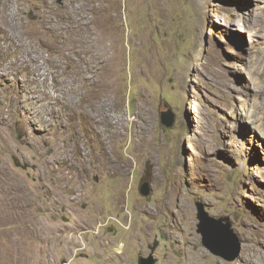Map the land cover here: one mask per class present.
I'll return each instance as SVG.
<instances>
[{
    "label": "rangeland",
    "instance_id": "1",
    "mask_svg": "<svg viewBox=\"0 0 264 264\" xmlns=\"http://www.w3.org/2000/svg\"><path fill=\"white\" fill-rule=\"evenodd\" d=\"M4 8L5 27L9 19L28 28L12 33L20 52L25 41L35 53L24 51L25 59L36 60L38 73L52 70L48 86L59 74L88 113L101 98L122 120L121 134L107 140L117 168L85 118L62 126L56 114L42 117L29 94L34 75L24 65L6 69L0 264H137L155 242L157 264H264V135L248 116L264 88V0H8ZM48 15L64 34L53 41L68 52L83 45L100 67L89 73L94 85L40 43L33 31ZM6 36L5 28L3 69L17 50ZM168 109L176 114L171 127L161 119ZM60 148L73 168L56 159ZM197 202L232 222L241 241L235 260L203 244Z\"/></svg>",
    "mask_w": 264,
    "mask_h": 264
},
{
    "label": "bare ground",
    "instance_id": "2",
    "mask_svg": "<svg viewBox=\"0 0 264 264\" xmlns=\"http://www.w3.org/2000/svg\"><path fill=\"white\" fill-rule=\"evenodd\" d=\"M7 1L6 0H0V31L2 32L3 29L5 30V28H6V31H7L6 38L10 44H15L17 46V50H16L15 58L11 62V64L10 63L5 64V67L3 69L2 63H0V77H2L3 75L10 74V73H7L8 71H6V69L8 67H12L11 72L14 73V71H16V69H18L20 66L24 65L26 67V69L31 74L34 75L32 77V81L35 82V85H33L34 88L32 90H30V92H29V94L31 95L30 99L32 100V103L34 104V110L33 111L40 114L42 117H47L49 114H56L58 119H59V123H61L62 126H63V124H65V122L67 120H71L74 118H77V119L78 118L79 119L85 118V120H86L85 122L89 126L90 131L96 135V140L104 143L105 146H104L103 155H104V157L106 156V159H108V163L114 167L115 164H114V162H112L113 160H111V158H110L111 153H110L109 147H107V140H109V138L113 139L116 135L121 134V130L118 126L119 125L118 121L122 120L120 117L121 115H115L114 113H112L110 111V106H109L108 102H106L105 100H102L101 98H99L100 101H99V103L97 102L96 107L92 108V110H90L91 112L88 113L86 108H83L81 106L82 105L81 100L83 98H80L77 101H75V97H74V95H72V92H74V89H72V88L64 89L65 86L63 85V80L61 79L59 74H54L55 80H54V85H52L53 89L50 87L51 84L48 86L47 82L50 79L49 77L51 75L52 70L49 68V66L45 65L44 71L42 70L43 71L42 73L41 72L38 73L37 64L35 63L36 60L34 58H31V60H29L30 58L26 60L25 57L23 56L24 51H25V53H27V57H29L30 54H32V53L35 54V53L32 50L28 49V46H26L25 41L22 44V48H21V52H20L19 42L15 38V35L13 36V34H12V33H15L17 31L28 30L26 24L24 22H22L19 25L18 24L14 25L12 23V21L8 19L7 20V27L4 26L3 17L6 16L4 14V12L6 10L4 8V6L6 5ZM42 1H43L44 5H45V3H47V0H42ZM263 13H264V11H263ZM262 18H264V17H262ZM10 22H11V24H10V28H9ZM103 31H104V28H103ZM33 32L36 35H39L41 37L40 43L48 46V49L51 51L50 52L51 55L53 52L54 53L58 52L60 54L61 58H63V62H66L67 65L69 66L70 72L77 71L79 73H81V72L84 73V75L85 74L88 75L89 78H87V82H86L87 88L89 87V85L96 83L95 75L89 76V73L92 72V74H93V73L99 71L97 75H100V67L94 66V65L89 63L88 55L84 56V54H88V51L83 50V45L80 49L75 50V52H73L74 49H73V51L68 52L66 49L61 47L58 43H55L53 41L54 38L57 39V41L62 40V38H63L62 36L64 34H63V31H61V30H59V28H57V26L51 20L49 15H48L45 23L40 28H38L37 30H34ZM11 35L13 37H11ZM66 46H67V44H66ZM1 49H2V46L0 44V51H2ZM17 51H19V52H17ZM35 51H38V55H34L35 57H43V53L40 50H37L35 48ZM0 54H1V52H0ZM75 54L79 55V56L77 55L78 61L74 57ZM50 56L43 57L44 61H46L48 64H51V62L53 61V59ZM114 56L116 57V54L113 55V57ZM91 57L95 58L93 55H91ZM0 60H1V56H0ZM107 62L109 64L112 62L111 55H109V57L107 58ZM55 66H56V64H55ZM105 67H107V66H105ZM104 78H105V75L102 79L103 81H104ZM102 85L107 86V88L109 90L111 88H113V86L110 83H108V80L102 82ZM24 87H25V85H24ZM78 92L80 93V91H78ZM101 92L102 91H100V93ZM69 95H71V98H69ZM255 95L257 97V100L255 101L256 102L255 105H253L252 108L249 110L248 116H249L250 121L253 123V126L255 128L261 130V132H263V135H264V122H263L264 120H262V118L260 117V114L262 113V111H264V88L259 87L256 90ZM19 106L21 107L22 105H19ZM260 121H261V123H259ZM77 139H78V137H77ZM78 140L80 141V139H78ZM75 147L80 148V144H76ZM66 148H69L68 143L66 144ZM55 155H57L56 159L60 160V162H62V164L64 163L63 165H65L67 167H71V168L74 167V163H73L74 160H72V155H71L69 149L64 148L62 150L60 148V150H56ZM117 166L118 165L116 164L115 167H117ZM253 248L255 249V246Z\"/></svg>",
    "mask_w": 264,
    "mask_h": 264
},
{
    "label": "water",
    "instance_id": "3",
    "mask_svg": "<svg viewBox=\"0 0 264 264\" xmlns=\"http://www.w3.org/2000/svg\"><path fill=\"white\" fill-rule=\"evenodd\" d=\"M162 122L171 127L175 120L176 114L172 109L162 112ZM19 164V162H18ZM149 169L146 170L143 179L147 178ZM150 181H145L140 186V191L144 195L150 193ZM198 218L200 223L198 225L199 232L203 236V244L215 255L221 256L228 260H235L241 251V241L232 228V222L229 220L226 224L223 223L224 218H215L206 210L205 204L197 202ZM158 247V242L150 246V253L148 255H140L137 264H157L155 251Z\"/></svg>",
    "mask_w": 264,
    "mask_h": 264
},
{
    "label": "flooded vegetation",
    "instance_id": "4",
    "mask_svg": "<svg viewBox=\"0 0 264 264\" xmlns=\"http://www.w3.org/2000/svg\"><path fill=\"white\" fill-rule=\"evenodd\" d=\"M149 254V253H148Z\"/></svg>",
    "mask_w": 264,
    "mask_h": 264
}]
</instances>
